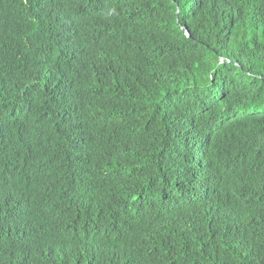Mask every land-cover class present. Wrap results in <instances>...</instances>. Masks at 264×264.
Listing matches in <instances>:
<instances>
[{
  "label": "trees",
  "instance_id": "obj_1",
  "mask_svg": "<svg viewBox=\"0 0 264 264\" xmlns=\"http://www.w3.org/2000/svg\"><path fill=\"white\" fill-rule=\"evenodd\" d=\"M0 264H264V0H0Z\"/></svg>",
  "mask_w": 264,
  "mask_h": 264
},
{
  "label": "clouds",
  "instance_id": "obj_2",
  "mask_svg": "<svg viewBox=\"0 0 264 264\" xmlns=\"http://www.w3.org/2000/svg\"><path fill=\"white\" fill-rule=\"evenodd\" d=\"M114 14H115V9L111 10V12L109 13V15H114ZM220 60H221L222 62L228 61V59L225 58V57H221ZM247 69H248V68H247ZM247 69H246V72L249 73V74H251L249 71H247ZM255 88H256V89H259V87H255ZM246 135H247V133L244 135L245 138H246ZM246 263H249V262L247 261Z\"/></svg>",
  "mask_w": 264,
  "mask_h": 264
},
{
  "label": "water",
  "instance_id": "obj_3",
  "mask_svg": "<svg viewBox=\"0 0 264 264\" xmlns=\"http://www.w3.org/2000/svg\"><path fill=\"white\" fill-rule=\"evenodd\" d=\"M186 33H187V36L189 37V36H190V33H189V31H187Z\"/></svg>",
  "mask_w": 264,
  "mask_h": 264
},
{
  "label": "bare ground",
  "instance_id": "obj_4",
  "mask_svg": "<svg viewBox=\"0 0 264 264\" xmlns=\"http://www.w3.org/2000/svg\"><path fill=\"white\" fill-rule=\"evenodd\" d=\"M151 201V200H150ZM152 204V203H151ZM150 205V204H149ZM153 205V204H152ZM146 210V209H145ZM149 210V209H148Z\"/></svg>",
  "mask_w": 264,
  "mask_h": 264
}]
</instances>
